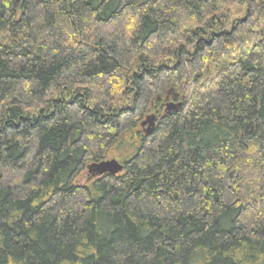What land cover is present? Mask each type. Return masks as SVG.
I'll return each mask as SVG.
<instances>
[{
	"label": "trees",
	"instance_id": "1",
	"mask_svg": "<svg viewBox=\"0 0 264 264\" xmlns=\"http://www.w3.org/2000/svg\"><path fill=\"white\" fill-rule=\"evenodd\" d=\"M0 264H264V0H0Z\"/></svg>",
	"mask_w": 264,
	"mask_h": 264
},
{
	"label": "water",
	"instance_id": "2",
	"mask_svg": "<svg viewBox=\"0 0 264 264\" xmlns=\"http://www.w3.org/2000/svg\"><path fill=\"white\" fill-rule=\"evenodd\" d=\"M167 93H171L172 97L176 99L178 97V93L174 92L173 88L169 89ZM180 102L174 103L173 101L166 104L165 109L172 110L175 109L176 106H179ZM154 115L146 116L143 121H141V125L143 126L146 122L150 126L154 124ZM149 128L145 129L144 131L147 133L149 132ZM122 163L118 162L116 159H108V160H101L99 162H92L86 165V172L91 177L101 176L105 173L108 174H116L122 169Z\"/></svg>",
	"mask_w": 264,
	"mask_h": 264
},
{
	"label": "rangeland",
	"instance_id": "3",
	"mask_svg": "<svg viewBox=\"0 0 264 264\" xmlns=\"http://www.w3.org/2000/svg\"><path fill=\"white\" fill-rule=\"evenodd\" d=\"M144 120V119H143ZM143 120H141V121H143ZM149 127V125H148V122H146L141 128L143 129V131L145 130V129H147ZM112 158H114V159H116L117 161H120L119 159H118V157H116V156H112V155H108L104 160H108V159H112ZM87 176H89L90 178H93V177H91L87 172H86V168L81 172V174H80V176L78 177V183H83V182H88V179L89 178H87Z\"/></svg>",
	"mask_w": 264,
	"mask_h": 264
},
{
	"label": "flooded vegetation",
	"instance_id": "4",
	"mask_svg": "<svg viewBox=\"0 0 264 264\" xmlns=\"http://www.w3.org/2000/svg\"><path fill=\"white\" fill-rule=\"evenodd\" d=\"M87 178H89V179H90V177H89V176H87ZM89 179H88V180H89Z\"/></svg>",
	"mask_w": 264,
	"mask_h": 264
}]
</instances>
